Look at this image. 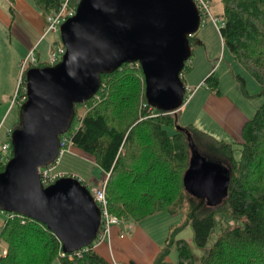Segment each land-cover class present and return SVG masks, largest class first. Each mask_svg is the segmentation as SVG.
Here are the masks:
<instances>
[{
  "label": "trees",
  "instance_id": "trees-1",
  "mask_svg": "<svg viewBox=\"0 0 264 264\" xmlns=\"http://www.w3.org/2000/svg\"><path fill=\"white\" fill-rule=\"evenodd\" d=\"M64 1L35 0L46 20ZM79 1L70 0L74 6ZM222 2V38L234 57L260 83L259 95L264 97V0ZM192 37L189 36L190 46ZM38 63L31 67L48 66ZM241 81L245 84L243 78ZM206 82L214 92H220L219 79L214 75ZM26 84L24 76L18 90L19 95L23 89L24 101ZM97 95L75 104L76 114L78 105H88L89 111L82 126L70 133L73 148L92 157L102 173L110 174L107 185L110 211L121 220L138 222L163 212L174 214L180 210L185 215L180 225L169 232L154 264H176L168 261L175 244L178 264H197L190 243L176 238L177 232L189 223L194 228L196 244L205 249L199 264H264V102L244 126L241 154L236 158L234 143L217 139L196 127L182 128L179 110L164 112L154 108L156 115L151 116L149 108L143 107L147 99L140 64L125 63L115 72L103 74ZM22 103H18L20 107ZM18 127L19 121L12 131ZM12 131L8 132L6 142L11 143ZM196 135L205 139H200L203 143ZM3 143L0 172L13 155L12 147L10 153L3 152ZM192 149L219 163L230 174L228 196L215 207L185 188L184 175L190 166ZM217 212L226 218L242 219L244 224L224 227L209 245ZM12 215L0 224V240L9 250L7 256L0 257V264H53L57 259L60 264H114L93 245L66 253L46 224L17 213ZM131 264L138 263L131 261Z\"/></svg>",
  "mask_w": 264,
  "mask_h": 264
},
{
  "label": "water",
  "instance_id": "water-1",
  "mask_svg": "<svg viewBox=\"0 0 264 264\" xmlns=\"http://www.w3.org/2000/svg\"><path fill=\"white\" fill-rule=\"evenodd\" d=\"M201 21L194 0H80L76 14L60 28L63 59L26 73L27 99L11 134L13 155L0 172V211L46 224L66 253L90 246L102 213L89 188L74 176L45 186L40 169L57 160L75 104L92 99L102 75L125 63L141 64L151 106L180 110L187 91L182 73L192 56L189 36ZM192 150L185 188L215 207L228 196L230 174Z\"/></svg>",
  "mask_w": 264,
  "mask_h": 264
},
{
  "label": "rangeland",
  "instance_id": "rangeland-1",
  "mask_svg": "<svg viewBox=\"0 0 264 264\" xmlns=\"http://www.w3.org/2000/svg\"><path fill=\"white\" fill-rule=\"evenodd\" d=\"M20 1L24 8L33 9L40 15L43 24L40 27L42 36L32 46L37 39L35 29L30 27L33 18L30 19L23 15L17 2L14 3V10L13 6L9 5V1L0 0V9L3 11L0 15V145L8 140V132L12 131L19 121L20 106L18 103L24 101L23 89L18 95L22 78L26 77L31 66L40 65L39 63L33 64L29 60L25 63L30 52L34 51L38 56L41 55L40 63L46 64L49 59L50 44L62 42L60 32L50 33L43 37L46 30V16L35 0ZM71 5L74 6L72 2ZM223 9L222 0H211V14L202 17L201 26L191 39L193 53L182 73L187 86V95L185 104L179 110V125L182 128L196 127L217 139L234 143L237 148L235 157L239 158L243 128L262 105L264 97L259 95L260 83L234 57L223 41L219 30L223 25ZM15 12L23 16L18 18L17 26L9 21ZM212 17L216 19L217 24ZM210 75L219 79V93L210 89L206 82ZM241 78L245 80V84L242 83ZM17 95L19 99L16 100ZM88 111V105H78L73 127L77 126L80 116H85ZM176 129L177 127L170 129V133ZM196 138L203 143L200 139L204 138L199 135H196ZM53 172L80 177L89 189L107 176L108 182L110 178L109 173H102L92 157L74 148L71 153H65L60 158ZM8 214L9 212L0 211V224L6 217L11 216ZM184 217V213L180 210L174 214L163 212L147 218L142 224H136L134 229V221L122 220L115 226L118 231L116 235L115 231L113 232L112 249L107 245L105 248L101 247L102 251L100 249L99 251L114 264L115 260L117 264H130L132 259L140 264H154L152 258L155 259L159 249L165 246L169 232L173 227L180 225ZM215 220L216 226L209 239V245L218 238L224 227L234 228L244 224L242 219L226 218L219 212L215 214ZM121 235H124L122 239ZM194 235V228L189 223L177 232L176 238L185 239L190 243L195 261L199 264L205 249L196 244ZM5 250H7L6 255H4ZM8 252L7 245L0 240V257L7 256ZM168 261L179 263L176 244L172 247ZM53 264H60V262L57 259Z\"/></svg>",
  "mask_w": 264,
  "mask_h": 264
},
{
  "label": "built area",
  "instance_id": "built-area-1",
  "mask_svg": "<svg viewBox=\"0 0 264 264\" xmlns=\"http://www.w3.org/2000/svg\"><path fill=\"white\" fill-rule=\"evenodd\" d=\"M194 1L197 4L202 17L211 14L210 13L211 0H194ZM76 11H77V6L71 5L70 0H65L61 4V7L59 8L58 11L51 13L47 16L46 30L43 34V37H46L50 33L58 34L60 32L61 25L69 17L74 16L76 14ZM212 20L215 22V24H217L215 18L212 17ZM223 26H224V21H223L222 27ZM222 27H220L219 30H221ZM223 41H224V39H223ZM65 53H66V47L62 42L51 43L50 49H49V59L46 61V64L55 65V64L59 63L63 59V56ZM29 55L30 56L25 61V63L28 60L33 64L41 62V57L38 56L34 51L33 52L31 51ZM135 63L137 65L140 64L139 62H135ZM24 68H25V64L23 65V71H24ZM186 95H187V91H186ZM97 96L98 95L96 93L93 96V98H97ZM185 99H186V97H185ZM185 99H184V104L186 101ZM143 107L149 108L151 116L156 115L153 111L154 107L151 106L147 101L143 102ZM83 119H84V116H80V118L77 120V122H78L77 126L73 127V130L71 128L68 132L64 133V136L61 138L60 154H59L57 160L52 165L47 166V167H42L40 169L41 179H42V182L44 183L45 186H48V185L52 184L53 182H55L58 178L65 176V174H63V173H58V174L54 173L53 169H54V166L57 163H59L60 158L65 153H71L72 152L73 138H72L70 131L76 132L82 126ZM11 147H12L11 143L5 142L2 145V150L4 153H10ZM108 175H110V174H108ZM76 178H78L81 182L84 183V180L82 178H80V177H76ZM107 183H108V176L106 178H104L103 180H100L92 189H90V192L92 193V195H93L95 201L97 202L98 206L100 207L101 213H102V221H101L100 230L97 234V237L95 238V240L91 244V245H93V248H95V249L97 247L101 246L102 244H107L112 249V235L114 232V228L116 225H118L122 221L117 215L113 214L110 211V208H109L110 202H109V198L107 195V185H108ZM84 185H86V184H84ZM86 186H88V185H86ZM9 214L12 215V213H9ZM121 237H124V235H121ZM79 251H76V252H79ZM6 254H7V250L4 251V255H6ZM115 264H117L116 260H115Z\"/></svg>",
  "mask_w": 264,
  "mask_h": 264
},
{
  "label": "crops",
  "instance_id": "crops-1",
  "mask_svg": "<svg viewBox=\"0 0 264 264\" xmlns=\"http://www.w3.org/2000/svg\"><path fill=\"white\" fill-rule=\"evenodd\" d=\"M8 3H9V5H11V6H13V9L15 10V8H14V3L15 2H17L16 4H18V6H19V9H20V11H21V13L23 14V15H25L27 18H33V23L31 22V25H30V27L32 28V29H35V31H36V40H35V42L32 44V46L33 45H35L36 44V42H37V40H39V38H40V36H42L41 35V29H40V27L41 26H43V24H42V21H41V18L39 17L40 15L39 14H37V12H35V10H33V9H29V10H27V8H24V6H23V4L21 3V1L20 0H6ZM1 12H3V11H1V9H0V15L2 14ZM17 13L18 12H15V15H13V18L12 19H9V21L10 22H12V24L13 25H15V26H17V23H18V18L19 17H23L22 15H17ZM14 14V13H13ZM26 20V19H25ZM45 24H46V18H45ZM32 46H31V48H32ZM40 57H41V55H40ZM188 82V84H190V82L189 81H187ZM195 84H197V83H195ZM10 132V131H9ZM129 220H131V219H129ZM146 220V219H145ZM145 220H143V221H145ZM132 221H134L135 222V225L133 226V229L135 228V226H136V224H142V222L143 221H140V222H138V221H135V220H132ZM133 222V223H134ZM114 231H115V235L117 234V229L116 228H114ZM122 233V232H121ZM121 239H122V237H121ZM105 246L107 247V244H102L101 246H99V247H97L96 248V250L99 252V253H101V251H102V249H100L101 247L103 248H105ZM162 248V247H161ZM161 248L159 249V251L156 253V256L158 255V253L161 251ZM99 249L101 250V251H99ZM102 254V253H101ZM104 254V253H103ZM104 256V255H103ZM156 256H155V258H156ZM152 260L154 261V258H152ZM131 261H135L136 263H138V264H140V262H138L137 260H135V259H132ZM131 264V263H130Z\"/></svg>",
  "mask_w": 264,
  "mask_h": 264
}]
</instances>
